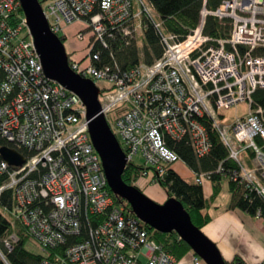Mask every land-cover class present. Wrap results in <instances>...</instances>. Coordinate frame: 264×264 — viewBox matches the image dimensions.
I'll use <instances>...</instances> for the list:
<instances>
[{"label":"built area","instance_id":"2783aa9c","mask_svg":"<svg viewBox=\"0 0 264 264\" xmlns=\"http://www.w3.org/2000/svg\"><path fill=\"white\" fill-rule=\"evenodd\" d=\"M39 2L57 35L74 21L87 25L75 36L84 40L89 32V52L81 60L70 58V67L100 88L101 112L127 166L141 156L133 185H156L157 176L182 161L169 139L189 141L197 158L207 155L210 126L237 164L231 177L264 198V106L253 99L256 89L264 90V0L203 7L197 26L183 37L163 31L149 0ZM20 7L19 0H0V147L24 158L15 165L0 156V199L11 191L13 216L50 253L42 264H175L110 189L88 132L86 107L46 76L30 32L20 37L27 28ZM208 15L230 20L227 37L203 32ZM149 25L160 34V57L151 63L141 57L127 68L104 61L102 50L110 42H138ZM241 104L242 116L229 118ZM191 172L198 184L209 180V172ZM85 216L93 222L88 234ZM15 240L7 239L6 247ZM201 262L193 255L194 264Z\"/></svg>","mask_w":264,"mask_h":264},{"label":"trees","instance_id":"16d2710c","mask_svg":"<svg viewBox=\"0 0 264 264\" xmlns=\"http://www.w3.org/2000/svg\"><path fill=\"white\" fill-rule=\"evenodd\" d=\"M155 6L157 13L162 21L165 33H174L180 37L185 36L194 29L199 20L200 12L203 7L208 10H216L224 0H149ZM18 14L23 16L22 8H18ZM231 29L229 19L219 20L218 17L208 15L205 19L204 33L211 37H227ZM64 41V38H62ZM140 41L143 43L144 50L142 58L145 62L151 63L160 57L164 51L160 41V34L153 25H149L145 30ZM139 42V41H138ZM138 42L125 44L121 41H112L108 48L102 50L104 61H116L123 68L136 64L141 57L139 56ZM113 51V58L109 55ZM253 99L264 106V90L256 89ZM122 107L118 108L119 112ZM209 136L212 142L210 152L202 158H197L189 141L182 139L179 141L169 139L168 145L174 149L181 160L195 173L209 172V180L212 183L213 194L211 200L216 198L222 187V181L228 180V188L231 193L229 208L239 209L253 216H260L264 219V198L255 190H250L231 177L230 169L237 168V164L228 159V150L221 141L215 130L208 126ZM4 144V139L0 137V145ZM222 170L217 171L218 166ZM141 166L129 164L122 177L128 184H133L135 178L141 170ZM158 185L167 197H176L180 200L189 213L192 222L200 229L210 222L211 215L208 213L210 199L206 198L202 184L188 181L180 176L174 168H169L163 175L157 176ZM143 191V190H142ZM118 201H124L129 211L131 206L118 196ZM13 197L11 191L5 193L0 199V264H42L43 259L50 253L43 249V254H37L26 248V243L32 237L26 228L17 220L13 214ZM91 222L84 217V232L90 230ZM147 228L154 239L159 242L165 251L172 254L177 261L186 254L192 252L190 246L182 240L176 232L162 233L147 225ZM15 236L16 240L11 241V249L5 245V241ZM193 253V252H192ZM195 254V253H193ZM238 258H234L228 264H238ZM264 264V261L261 263Z\"/></svg>","mask_w":264,"mask_h":264},{"label":"water","instance_id":"95a60500","mask_svg":"<svg viewBox=\"0 0 264 264\" xmlns=\"http://www.w3.org/2000/svg\"><path fill=\"white\" fill-rule=\"evenodd\" d=\"M19 1L46 76L76 93L86 107L89 135L112 192L129 203L135 215L149 227L162 233L176 232L205 264H228L216 244L192 222L180 200L168 197L162 203L157 202L123 180L127 161L119 140L101 112L100 88L93 80L72 70L64 42L51 30L39 0ZM0 156L9 164L20 165L24 161L7 146L0 147Z\"/></svg>","mask_w":264,"mask_h":264},{"label":"crops","instance_id":"0c3cea01","mask_svg":"<svg viewBox=\"0 0 264 264\" xmlns=\"http://www.w3.org/2000/svg\"><path fill=\"white\" fill-rule=\"evenodd\" d=\"M173 168L179 174L175 164ZM202 186L205 197L210 199L213 194L211 181L204 180ZM151 191L153 193V196L150 195L151 198L161 199L162 196L158 191ZM230 200V192L224 193L221 199L218 197L210 199L207 210L212 219L201 230L216 244L227 262L238 258L250 264H261L264 261V219L239 209L229 208ZM176 264L194 263L188 256L183 257Z\"/></svg>","mask_w":264,"mask_h":264},{"label":"rangeland","instance_id":"374dc122","mask_svg":"<svg viewBox=\"0 0 264 264\" xmlns=\"http://www.w3.org/2000/svg\"><path fill=\"white\" fill-rule=\"evenodd\" d=\"M86 29H87V25L85 23L79 22V21H74L70 24L64 25L63 31L59 32V34H58L59 37L64 38V46H65V49H66L68 56L70 58L81 60L82 58H84L88 54L89 49L87 47V43H88L89 32L87 31V33L85 34L84 40H79L75 36L78 31L86 30ZM26 33H28V28L23 29V31L20 33V37L24 36ZM138 43H139L138 44L139 56L142 57L144 46L140 40ZM244 109H245V105L241 104L237 108L231 109L228 113V117L231 119H235L236 116H242ZM142 162H143V160H142L141 156L137 155L135 157V163L141 164ZM175 167H176L177 171L179 172V174H181V176H183V178H185L188 181H193V174L191 172V169L183 161L176 162ZM142 190H143V192L147 193V195H148V192L150 190L158 191L162 197L159 200H155L157 202L162 203L167 199L166 194L164 193V191L161 189V187L158 184L151 185L149 187L146 186ZM228 192H229L228 180L224 179L222 181V187L220 189V192L217 195L218 199H221V196L224 193H228ZM26 248L33 253H37V254H43L44 253L41 246L33 238L29 239L27 241ZM188 256L191 257V259H193V253L192 252H189L184 257H188ZM201 263L205 264L203 261Z\"/></svg>","mask_w":264,"mask_h":264},{"label":"bare ground","instance_id":"6f19581e","mask_svg":"<svg viewBox=\"0 0 264 264\" xmlns=\"http://www.w3.org/2000/svg\"><path fill=\"white\" fill-rule=\"evenodd\" d=\"M48 20V19H47ZM27 28H28V26H27ZM28 31H29V29H28ZM203 32H204V28H203ZM67 52V51H66ZM67 55H68V53H67ZM68 62H70V57L68 56ZM69 65H70V63H69ZM55 81V80H54ZM57 82V81H56ZM66 88V87H65ZM100 95V94H99ZM99 101H100V99H99ZM89 132V131H88ZM116 136V135H115ZM117 137V136H116ZM118 139V138H117ZM119 140V139H118ZM120 142V141H119ZM139 174V173H138ZM111 189V188H110ZM147 194V193H146ZM153 196V193H152V191L150 190L149 192H148V196ZM150 196V197H151ZM168 198V197H167ZM172 255V254H171ZM193 255H195V254H193ZM175 258V257H174ZM176 262H177V260H176V258H175V264H176Z\"/></svg>","mask_w":264,"mask_h":264}]
</instances>
